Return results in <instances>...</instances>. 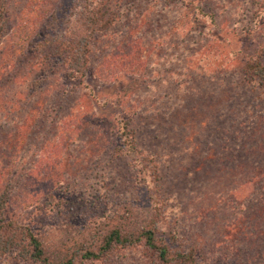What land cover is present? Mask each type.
Segmentation results:
<instances>
[{
  "label": "rangeland",
  "instance_id": "obj_1",
  "mask_svg": "<svg viewBox=\"0 0 264 264\" xmlns=\"http://www.w3.org/2000/svg\"><path fill=\"white\" fill-rule=\"evenodd\" d=\"M59 1L62 19L79 0ZM110 1L117 19L80 79L30 50L11 60L15 26L22 37L35 22L39 39L56 23L31 0H0V217L72 246L157 192L174 244L208 264H264V89L239 73L264 41V0ZM154 261L138 245L104 264ZM0 264L30 263L9 253Z\"/></svg>",
  "mask_w": 264,
  "mask_h": 264
},
{
  "label": "trees",
  "instance_id": "obj_2",
  "mask_svg": "<svg viewBox=\"0 0 264 264\" xmlns=\"http://www.w3.org/2000/svg\"><path fill=\"white\" fill-rule=\"evenodd\" d=\"M31 1L35 2L30 9V12L35 13V18L46 19L47 24L55 22V28H47L45 35L35 39L39 37V27L34 25L35 22L22 37L17 34L20 25L15 26L10 32L13 34L12 40H15L9 45L10 57L13 56L11 60L30 50L36 63H56L65 67L68 77L84 79L90 69L88 59L90 43L114 24L117 19L113 10L115 6L110 4V0H79L76 3L72 2L60 19L59 0ZM76 9L77 13L74 12ZM4 10L2 2L0 22ZM73 17L74 25H71ZM0 30L2 38V31H6L5 23H1ZM263 42V40L257 42V47L242 61L239 69L242 80L258 89H264ZM79 50L80 55H77ZM7 52L8 50L5 54L9 55ZM131 59L132 62L136 60L133 55ZM131 122L132 120L130 122L126 120V124L130 125ZM131 124L133 127V123ZM7 199V196L0 195V211ZM164 202L161 194L158 196L157 192L148 193V205L136 206V212L125 211L121 214L123 217H118L121 220L119 224L116 223V214L113 210L107 221H97L93 223L94 225L90 223L92 228L82 229L81 232H85V235L81 240L72 242V246L69 243L48 246L40 233L29 224L0 217V256L15 253L21 260L30 264H104L115 248L143 245L154 253V264H208L194 248L174 244L163 234L167 230L162 232V222L166 214L161 208ZM131 204L135 205L132 202Z\"/></svg>",
  "mask_w": 264,
  "mask_h": 264
}]
</instances>
